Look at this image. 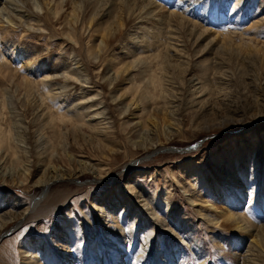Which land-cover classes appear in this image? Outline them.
<instances>
[{
    "label": "rangeland",
    "instance_id": "rangeland-1",
    "mask_svg": "<svg viewBox=\"0 0 264 264\" xmlns=\"http://www.w3.org/2000/svg\"><path fill=\"white\" fill-rule=\"evenodd\" d=\"M45 1L15 0L23 10L20 14L25 13L26 18L32 14V21H23L19 11H13L16 5L9 4L8 9L5 0H0V11H10L17 23L4 22L0 34V52L11 65L0 75V120L11 131V147L0 151L9 168L5 176L0 173V217L10 214L12 205L14 210L29 206L25 218L10 221L0 232V264H22L23 252L31 242L51 251V256L40 254L45 264H61L60 247L54 246L60 235L68 239L73 264H110L109 256L116 250L121 252L118 264H155L158 258L168 264V254L173 258L171 264L239 263L249 253L251 239H241L243 236L231 224L215 231L189 197L199 194L212 203L214 195L209 185L214 175L229 186L231 171L240 167L246 177L255 168L264 173V0H240L238 5L237 0H197L208 13L217 9L210 19L183 12L185 0H152L164 7H160L162 14H179L198 23L169 17V34L161 35L158 58L151 57L154 51L150 49L139 54L145 42L139 52L133 53L142 31L154 23L151 20V24L144 23L143 29H137L141 24L129 17L125 7L137 13L142 0L63 1L58 4L61 8L57 15L45 8ZM113 5L115 11L108 12ZM120 19L124 20L122 26ZM29 23L32 27L27 31ZM199 24L208 29L207 34ZM8 28L12 29L8 38H1ZM70 31L76 41L67 35ZM213 32L219 37L215 38ZM170 33L175 36L176 41L171 40L174 44H168ZM105 35L108 43L98 47ZM222 36L230 40L223 41ZM31 64L32 68L28 66ZM115 67L119 69L116 77ZM66 72L75 77L66 79ZM153 77L155 89L149 84ZM47 87L55 95L45 100V105L55 115L66 110L65 114L75 116L84 111L88 123L103 124L97 123L95 131L90 124L80 131L65 126L61 128L65 139L56 144L57 150L50 149L43 136L47 111L41 103V96L50 93ZM141 108L156 116L158 125L143 126L147 116H141ZM162 114L168 117L161 118ZM87 159L102 171H83L48 186L35 184L44 179L46 163L72 174L81 169L80 161ZM254 159L255 167V161L250 164ZM184 163H195L194 171H188ZM227 167L226 175H222L220 171ZM142 173L148 175L147 188L160 198L159 206L150 203L152 209L144 204L149 192L131 190L136 175ZM196 179L192 188L187 181ZM181 183L188 191L181 189ZM247 186L238 210H246L249 218L260 220L246 202ZM106 200L117 203L113 205L115 211L123 205L130 209L128 218L122 217L125 228L121 235L120 230L108 235L101 212L93 207V203ZM65 213L71 215L68 222ZM262 218L259 231L264 234ZM151 224L155 232L148 242ZM56 243L60 242L56 239ZM98 243L102 254L94 252ZM143 245L144 255L140 256ZM261 250L255 258L264 264V246ZM142 258H146L145 263H141Z\"/></svg>",
    "mask_w": 264,
    "mask_h": 264
},
{
    "label": "bare ground",
    "instance_id": "bare-ground-1",
    "mask_svg": "<svg viewBox=\"0 0 264 264\" xmlns=\"http://www.w3.org/2000/svg\"><path fill=\"white\" fill-rule=\"evenodd\" d=\"M63 1H66L67 3L71 2V4H75L74 1L75 0H61V1H58V0H46L44 2V6L45 8L49 11H53L54 10V13L57 15L60 13V8L58 6V4H62ZM102 1V0H100ZM110 1H113V0H110ZM126 1V0H125ZM165 1H168V0H165ZM238 2L235 4V5H238L240 3H242L240 0H237ZM94 2V1H93ZM99 3V0L97 1ZM50 3H52V5L50 6ZM96 3V1H95ZM96 3V4H98ZM104 3H107V2H104ZM122 3V2H120ZM127 3V2H126ZM179 3V2H178ZM184 3V4H183ZM183 6H182V9H183V12L184 11H189L191 15H193L194 17H210V18H213V14L215 15V13L217 12V9H213L210 13H208V10H202L203 8L200 7V4L197 3V0H185L183 1ZM9 4L10 5H16V10H13V11H19L18 13V17H20V19L22 18L23 21L25 20H29V21H32V14H28L29 17L26 18V16L24 15L25 13L23 14H20V11L23 12V10H21L20 8V5L16 4L15 0H5V7L9 9ZM100 4H102L100 2ZM103 5V4H102ZM112 5V3H111ZM125 5V4H124ZM133 6V5H132ZM113 7V8H112ZM111 7L112 10L108 11V12H113L115 11V7L114 5ZM164 8L163 6H160V5H156L155 2H153L152 0H142V2L140 3L139 6H137V13H135V11H132L130 9L129 6L125 7L126 9H128L130 11V15L129 17L135 19L137 22L136 23H139L141 25H139L138 27H136L137 29H139V27H145L143 26L144 23L146 24H149L151 20L154 21V23L157 21V23H152V26L150 25V27L147 28V30H143L142 31V36L139 40L140 44L139 46L137 45V50L135 49L133 51V53H137L139 52V49H141V47L145 46L143 49H141V51L139 52V54H143L146 50V49H150V51H154L153 53H150L151 54V57L153 56H157V53H159V49L161 48L160 46L162 44H160L158 46V43L159 41L162 39V34L165 33V34H169L168 30L166 28H168V25H167V21L170 19L169 17H178L181 19V21H188L190 22L191 24H198L197 21H194L193 19L189 20V19H186L184 18L183 16L179 15V14H174V13H168V14H162V9L161 8ZM189 7H191L190 9H188ZM5 9V8H4ZM75 9V8H74ZM73 9V10H74ZM6 10V9H5ZM46 10V12H47ZM72 10V11H73ZM139 10V11H138ZM4 11V10H3ZM1 12L0 11V34H3V25H4V22L8 25H17V23H15L12 15L10 14V11H6V12ZM132 11V13H131ZM26 12V11H24ZM127 12V11H126ZM161 12V14H160ZM176 12V11H175ZM14 13V12H13ZM76 14V12H75ZM74 12L72 15H75ZM189 14V13H188ZM71 15V16H72ZM117 17H120V15L116 14ZM207 15V16H206ZM115 17V16H114ZM115 18V19H116ZM122 18V17H121ZM156 18V19H155ZM169 18V19H168ZM209 18V19H210ZM25 19V20H24ZM123 19V18H122ZM119 20V19H118ZM121 21V19H120ZM123 21L122 20L120 23V25L122 26L123 24ZM170 21V20H169ZM168 21V22H169ZM148 22V23H147ZM159 22V23H158ZM187 23V22H186ZM143 24V25H142ZM151 24V23H150ZM192 24V25H193ZM39 25V23H38ZM200 25V24H199ZM149 26V25H148ZM164 26L163 28H160ZM175 26V25H174ZM201 26V25H200ZM30 27H32V25L29 23L28 25V28L26 29L27 31H30ZM156 27V28H155ZM197 27V26H196ZM203 26L200 27V29L202 28ZM39 28H41V25H39ZM143 29V28H142ZM162 29V30H161ZM203 30V33H206L207 32V28L204 29L202 28ZM12 30L11 28H8V29H5L4 30V37H1V38H5L7 39L8 38V32ZM192 31V30H191ZM103 33V31H101ZM105 32V30H104ZM31 33V32H30ZM173 33V32H172ZM170 33L169 35V40H168V44H174V43H171V40H175V36H172L173 34ZM25 34V33H24ZM27 34V33H26ZM32 34V33H31ZM31 34H28V35H31ZM207 34V33H206ZM213 34H217L215 32H213ZM67 35L69 36L70 39H72L73 41L77 40L75 38V36L73 35V33L70 31L69 33H67ZM113 37V35L111 36ZM110 37V38H111ZM203 37V36H202ZM219 36L215 35V38H218ZM230 40L229 36H222V39L223 41L225 40ZM227 40V41H228ZM176 41V40H175ZM178 41V40H177ZM144 42H145V45H144ZM214 42V41H213ZM78 43V42H77ZM108 43V35H105L102 37V40L101 42L97 45L98 47H100L102 44H107ZM148 43V45H147ZM230 43V42H229ZM249 45V44H248ZM177 46V45H176ZM222 46V45H221ZM227 46V45H226ZM249 47V46H247ZM169 49V48H168ZM224 51H225V48H223ZM222 49V50H223ZM258 51V50H257ZM247 52V51H246ZM162 53V52H161ZM165 53V52H164ZM167 53V52H166ZM165 53V54H166ZM251 53V51L249 52ZM256 53V52H255ZM163 54V53H162ZM220 54V53H219ZM159 55V54H158ZM162 56V55H160ZM159 56V57H160ZM164 58H165V55H163ZM162 56V59H164ZM158 58V56H157ZM156 59V58H155ZM161 59V58H160ZM218 60V59H217ZM162 61V60H161ZM40 62V61H39ZM79 63V62H77ZM222 63V62H221ZM43 65V64H41ZM10 63L8 60H4V53H1L0 52V75L2 76V73L3 71L5 70V68H7L8 70H10ZM30 68L33 67V65H28ZM39 69L43 68V66L41 67H38ZM115 76L116 77L119 73V69L118 68H113L112 69ZM7 71V70H6ZM72 72H75V70H72ZM65 78L66 79H72L74 78L75 76L74 75H71L70 72H66L64 74ZM11 80V79H10ZM150 86H152L154 89L156 88V79H150V82H149ZM19 85V84H18ZM31 86V84H29ZM28 85V87H30ZM209 85V84H208ZM195 86V85H194ZM4 87V86H3ZM33 87V86H32ZM205 87V86H204ZM202 87V89L204 88ZM211 88V87H210ZM209 88V89H210ZM223 88V87H222ZM34 89V88H33ZM47 89V92L49 93L50 92V89L48 91V87L46 88ZM206 90V89H205ZM204 92V89L201 90ZM200 91V92H201ZM221 91V90H220ZM34 95V94H33ZM51 95H55V93L53 92H50L48 95H43L41 96V100H42V105L45 106V109L47 111V117L46 119H44V121L42 122L45 127L47 128V131L45 133H43V136L45 139V142L49 145H51L50 149L53 148L55 150H57L56 148V144L60 143V140L62 139V136L64 135L63 132H62V129L61 128H64L65 126H74V128L77 130V131H80L82 127H85V125L87 124H90V126H93V131H95L97 128H96V124L99 123V124H103L102 121H96V124H91V123H88L87 120L85 119L86 116L88 115L86 112L82 111L79 113V115H75V116H72V115H68V114H65L66 113V110L65 112L62 114V115H55V112L52 110V109H49L47 105H45V100L47 101V99L51 96ZM152 97L155 98V95H151ZM150 96V97H151ZM50 99H54V98H50ZM49 99V100H50ZM133 101V99L131 100V102ZM153 103L156 102L154 99L151 100ZM80 103H85L86 101H82L80 100L79 101ZM1 103V102H0ZM3 103V102H2ZM57 105V104H56ZM163 105H165V103H163ZM59 105H57L58 107ZM166 106V105H165ZM40 107V106H39ZM142 109V108H141ZM61 109H59L60 111ZM165 112V110H163ZM162 111V112H163ZM161 112V113H162ZM167 112V111H166ZM165 112V113H166ZM163 113V114H165ZM1 114V112H0ZM78 114V113H77ZM94 114H99V112H96ZM101 114V113H100ZM162 114V117L161 118H166V116H164ZM167 114V113H166ZM147 117H146V116ZM153 115V114H152ZM152 115H149L148 113H146V111L144 109L141 110V116L142 117H146L144 118V120L149 121V124L146 125V121H145V124H143V126H150L153 124V126H156L158 125V122L159 120L157 121V118L156 116H152ZM90 116V115H89ZM158 117V116H157ZM168 117V116H167ZM165 121H167L166 119H164ZM164 121V122H165ZM140 122L142 124V120L140 119ZM161 122V121H160ZM163 122V121H162ZM161 122V123H162ZM166 123V122H165ZM170 123V122H169ZM164 124V123H162ZM161 126H164L162 125ZM167 124V123H166ZM169 125V124H168ZM167 125V126H168ZM160 126V124H159ZM166 126V125H165ZM158 127V126H157ZM42 129V124H40V127ZM147 128V127H146ZM49 129V130H48ZM74 131V130H73ZM38 135H41V134H38ZM37 135V136H38ZM40 137V136H38ZM42 137V136H41ZM65 139V138H64ZM62 139V140H64ZM39 141V139L37 140V142ZM42 143H43V139H41ZM48 141V142H47ZM63 142V141H62ZM59 146V145H58ZM150 146H153L150 145ZM11 147V131L8 129V128H5L4 125H2L1 123V120H0V151L2 150H8L9 148ZM56 147V148H55ZM59 148V147H58ZM4 152V151H3ZM53 153H54V150H53ZM56 153V152H55ZM54 153V154H55ZM257 153V152H256ZM66 154V153H65ZM256 155V154H255ZM54 157V156H52ZM256 157V156H255ZM51 158V157H50ZM2 161V162H1ZM87 160H81L80 161V165L81 166V169H78L75 173H67V172H63V168L59 169L58 167L56 166H53L54 168H51L50 164L49 163H46L44 166H45V177L44 179L43 178H40L37 183H35L36 185H44V186H48L52 183V181L56 180V179H59V178H65L67 176H74V175H77V174H80L81 172L83 171H92L93 173H96V171L100 172L102 171L101 170V167L98 165V164H92V163H89L87 162ZM255 161V162H254ZM19 162V161H18ZM44 162H46L44 160ZM254 162V166L255 167V163H256V160H252L250 162V164ZM50 163H52L51 159H50ZM43 164V163H42ZM7 162L4 160V157L0 156V173H4L3 175L5 176V172L8 171L9 168H6L7 166ZM184 167L186 169H188V171H191L193 172L194 170H191L194 167H196V164L195 163H184L183 164ZM252 165H250V169H251ZM177 168H181V167H177ZM48 169V170H46ZM190 169V170H189ZM242 167H240L238 170H232L231 173L232 175H230V180L231 182L229 183V186H224L223 183L219 180L218 176L214 175L215 176V179L213 178L212 181L210 182V187H212V190H213V195H214V201L209 202V201H204L202 200L201 197H199V194L194 196L193 194L189 197L191 203L195 206H198L199 205V208L198 210L200 211V214H201V218L202 219H205V220H209V224L211 227H213V229L216 231V228H222V227H225V226H228L231 224V226L234 228V230L238 231V233L243 236L241 237V239L247 237V238H250V244H249V249L247 251H249L248 254H244L240 260H239V256L237 255V253H235L236 255V258H238L237 260H239V263H234V264H260L258 261H256V253L259 252V250H263V246H264V243H263V239H264V234H261L262 232L259 231V228H261V225L259 227V222H261L260 220H262L264 217V173L261 174V172H259V170H257L255 168V170H250V177H246L243 175V172L241 171ZM27 170L29 171V168L27 167ZM226 171H228V167L227 168H224L223 171H220V173L222 175H226ZM26 172V171H24ZM189 172V173H191ZM238 173V174H237ZM27 174L29 175V173L27 172ZM2 175V176H3ZM9 175V174H8ZM148 175H146L145 173H142V174H139V175H136V185H134V187H132V191H134L135 193L138 192V190H144V192H149L147 196L150 195V197H147V199L145 198V202L144 204H148L149 207H151V209L153 208L152 205H150L151 202H154L155 205H158V202L160 201V198L157 197L155 198V194L153 195L152 192H150V189L147 188V184L145 183L146 181V178H147ZM152 174H149V177H151ZM243 179H242V177ZM146 177V178H145ZM262 177V178H261ZM195 179V178H194ZM150 180H152L150 178ZM198 179L196 180H193V182H190V180L187 181V183H189L192 188L194 187V182H197ZM244 180V181H243ZM238 181H242L241 183H239ZM261 183V184H260ZM165 185L166 186H170L171 187V183L170 182H167L165 181ZM244 185H248V194H249V197H248V200L246 201L248 203V207H250V212L252 210V212H254V214H258L259 216V219H256L258 220L257 223H256V220H252L251 218L248 217V215L246 214V210L245 211H241V210H238L239 206L241 205L240 204V201L241 199L243 198V193H244ZM261 186V187H260ZM131 187V186H130ZM260 187V189H262V191H259L260 189H258ZM138 189V190H137ZM168 189V188H167ZM181 189L183 191H188L187 190V186L186 184H182L181 183ZM247 189V188H246ZM237 190L238 194H235L234 191ZM260 194H258V192ZM141 192V191H140ZM119 193V192H118ZM123 194V193H122ZM246 194V193H245ZM142 196V195H141ZM110 197V196H109ZM145 197V196H144ZM170 197V196H169ZM169 197L166 198L169 199ZM110 199V198H108ZM172 199V198H171ZM257 199V200H256ZM50 200V198H49ZM114 200V199H113ZM109 201V200H106V201H103L102 203H93V207L94 209H98L100 212H101V217L104 218L105 221H103V223L105 225H103V227H106V232L108 233V235L112 236L113 234L112 233H117L116 230H120L118 232V234H122L123 233V230H124V222L125 221V217L122 218L123 216H126V213H129L130 212V209L125 205H123V207H121V209H118L117 211H115L116 208H114V206L117 204L115 201ZM48 201V200H47ZM46 201V202H47ZM150 201V202H149ZM258 204H256V203ZM3 203V202H2ZM50 203H51V200H50ZM208 203V204H206ZM1 204V203H0ZM169 205V203H167ZM114 205V206H113ZM256 205L258 206L256 208ZM1 206V205H0ZM5 206V205H4ZM130 207V206H129ZM28 208L29 206H27L25 209L23 210H17L15 209L14 210V206L12 205V210L10 211L11 213L10 214H6V215H2L0 217V232L6 227V225L8 223H10V221H15V220H18V219H22V218H25V215L29 212L28 211ZM169 208H171V206L169 205ZM241 208V207H240ZM256 208V210H255ZM249 209V208H248ZM247 209V211H248ZM38 211V210H37ZM72 212V211H71ZM70 212V213H71ZM35 214V213H34ZM152 215H154L153 213H150ZM104 215V216H103ZM129 215V214H128ZM65 216H66V221L68 222L69 220H71V215L69 214L67 216V213H65ZM257 216V217H258ZM127 217V216H126ZM128 218V217H127ZM124 219V220H123ZM128 222V221H127ZM126 222V223H127ZM134 222V221H133ZM257 224V225H256ZM69 225L66 226V229L69 228ZM135 225V222L132 223V227ZM184 225H185V222H184ZM264 225V224H263ZM262 225V226H263ZM71 227V226H70ZM264 227V226H263ZM258 229V230H257ZM79 230H81V227H79ZM253 230H257L258 232L255 233L253 232ZM264 230V228L262 229ZM155 232V229L153 228L152 224L150 225V230L148 231V242H150L152 240V235L151 233ZM154 237V236H153ZM56 239L58 240V242L60 243H56ZM55 239V244L54 246H57L58 248L60 247V253H61V258H59L58 261H60L61 264H73V262H75L74 260H72L71 256L68 255V252L69 250V243H68V239L66 237H64L63 235H60L59 238L56 237ZM243 241V240H242ZM68 245V246H67ZM99 243L97 244L96 246V250L94 252H96L97 254H102L101 250H100V246H98ZM28 248L23 252V261H22V264H45L44 263V260L42 259V255L40 256L41 252L46 254L47 256H51V251H46L44 250V248H41V247H37L35 246L32 242L27 244L26 245ZM145 249V245L142 246V248L139 250V254H141L140 256H143L144 253L143 251ZM261 250V251H262ZM263 252V251H262ZM95 253V254H96ZM120 251L116 250V251H113L112 254H110L109 258H110V264H118V257L120 255ZM143 253V254H142ZM149 255V254H148ZM176 256V255H175ZM201 256V255H200ZM231 256V255H230ZM168 259L167 261L168 264H171L173 262V258L170 257V255L168 254L167 255ZM235 258V257H234ZM97 259V258H96ZM100 259V258H99ZM146 258H142L140 259L141 260V263L144 262ZM202 258H200L199 261H201ZM102 260H103V257H102ZM160 258L157 259V261H155V264H163V262L161 263L160 262ZM202 262V261H201ZM145 263V262H144ZM100 264V263H99ZM123 264V263H122Z\"/></svg>",
    "mask_w": 264,
    "mask_h": 264
}]
</instances>
